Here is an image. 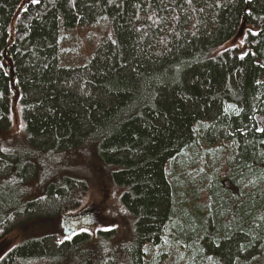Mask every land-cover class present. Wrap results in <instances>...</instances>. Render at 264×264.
<instances>
[{"label": "trees", "instance_id": "1", "mask_svg": "<svg viewBox=\"0 0 264 264\" xmlns=\"http://www.w3.org/2000/svg\"><path fill=\"white\" fill-rule=\"evenodd\" d=\"M13 100L33 150L97 137L129 229L93 220L81 179L21 195ZM14 236L0 264H264V0H0V246Z\"/></svg>", "mask_w": 264, "mask_h": 264}, {"label": "rangeland", "instance_id": "2", "mask_svg": "<svg viewBox=\"0 0 264 264\" xmlns=\"http://www.w3.org/2000/svg\"><path fill=\"white\" fill-rule=\"evenodd\" d=\"M81 39L79 46H82L84 37ZM243 45V28L241 27L238 34L226 47H242ZM16 100V99H15ZM15 100L12 101L11 129L9 136H5L7 146L14 148L15 154L26 157V162L32 167L35 179L30 185L23 186L19 189L24 198H36L42 195L43 189L49 183L60 181L65 177L81 179L88 185V191L82 207H91L94 204L99 210L95 211L94 219L99 225H105L110 221L112 225H120L124 228H130L134 218L119 203L120 188L110 183L109 177L106 176L107 169L111 167L101 166L96 162L97 157V137H90L86 140L82 148L74 149L71 152H41L32 149L30 140L24 125L20 119L19 111L15 107ZM177 158L172 166V174L175 176L178 193L186 194L191 191L189 186H181L188 177H192L194 170L181 165ZM100 170V172L95 173ZM226 185H230L225 181ZM181 186V187H180ZM231 186V185H230ZM201 197V196H200ZM76 221V220H75ZM76 222L74 225H76ZM94 225H98L94 223ZM109 225V224H107ZM106 225V226H107ZM15 236L9 241H4L0 246V257L6 250L7 246L14 243ZM8 244V245H7ZM4 247V248H3Z\"/></svg>", "mask_w": 264, "mask_h": 264}, {"label": "snow or ice", "instance_id": "3", "mask_svg": "<svg viewBox=\"0 0 264 264\" xmlns=\"http://www.w3.org/2000/svg\"><path fill=\"white\" fill-rule=\"evenodd\" d=\"M62 242V241H61Z\"/></svg>", "mask_w": 264, "mask_h": 264}]
</instances>
